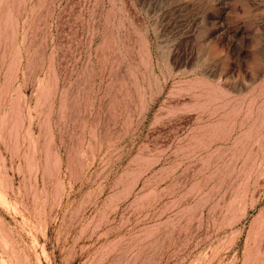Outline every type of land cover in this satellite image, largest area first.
<instances>
[{
    "label": "rangeland",
    "instance_id": "374dc122",
    "mask_svg": "<svg viewBox=\"0 0 264 264\" xmlns=\"http://www.w3.org/2000/svg\"><path fill=\"white\" fill-rule=\"evenodd\" d=\"M0 264H264V0H0Z\"/></svg>",
    "mask_w": 264,
    "mask_h": 264
}]
</instances>
